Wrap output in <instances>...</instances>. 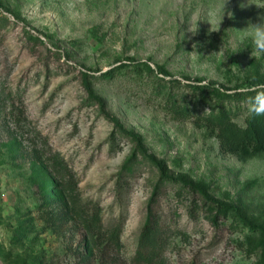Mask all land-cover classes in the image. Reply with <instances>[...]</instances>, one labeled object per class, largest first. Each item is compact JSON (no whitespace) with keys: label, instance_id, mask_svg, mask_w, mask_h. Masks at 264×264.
<instances>
[{"label":"rangeland","instance_id":"obj_1","mask_svg":"<svg viewBox=\"0 0 264 264\" xmlns=\"http://www.w3.org/2000/svg\"><path fill=\"white\" fill-rule=\"evenodd\" d=\"M262 17L264 0H0V264H264V115L223 100L264 88L240 32Z\"/></svg>","mask_w":264,"mask_h":264},{"label":"clouds","instance_id":"obj_2","mask_svg":"<svg viewBox=\"0 0 264 264\" xmlns=\"http://www.w3.org/2000/svg\"><path fill=\"white\" fill-rule=\"evenodd\" d=\"M240 32L244 35L248 44L247 47H251L252 55L253 53L264 55V17L261 18L260 23L249 24L246 29ZM249 110L253 116L264 115V91H261L255 98L252 99V101H250ZM262 162H264V158L257 155L250 159L249 164L259 165ZM245 167L247 168V166Z\"/></svg>","mask_w":264,"mask_h":264},{"label":"trees","instance_id":"obj_3","mask_svg":"<svg viewBox=\"0 0 264 264\" xmlns=\"http://www.w3.org/2000/svg\"><path fill=\"white\" fill-rule=\"evenodd\" d=\"M261 91H264V88H261V89H258V90H256V91H247L246 93H243L242 91L241 92H238V93H236V94H229L228 95V98L229 99H223V100H233V99H238V98H241L243 95L245 96V97H249L248 98V101L250 102V101H252V99L253 98H255L256 97V95L257 94H259ZM220 101H221V98H220ZM224 101V102H225ZM227 110H229V109H227V106H226V103H223V105H221L219 108H218V111H220V112H222V111H227ZM203 190V189H202ZM203 193H204V195L207 197V199L209 198V193L207 192V191H205V190H203L202 191ZM211 198V197H210ZM209 198V199H210ZM150 225V223H147V226H146V228H145V231H144V233H143V238H142V243H141V245H143V243L145 244V247H148V249L147 248H145V247H143L142 249H139V251H138V256L137 257H139L141 260H143V261H150V260H152L153 259V255L151 254L152 253V248L150 247V244H154V242H155V239H154V237H152L151 236V230H150V228L148 227ZM148 228V229H147ZM117 228L115 229H113V231L110 233L111 235H112V239L115 241V242H117ZM144 241V242H143Z\"/></svg>","mask_w":264,"mask_h":264}]
</instances>
